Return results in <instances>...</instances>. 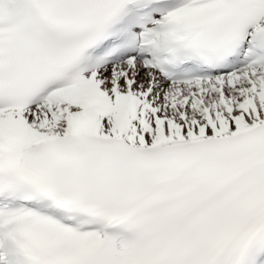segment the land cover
Segmentation results:
<instances>
[{
    "label": "snow or ice",
    "instance_id": "6c2138e0",
    "mask_svg": "<svg viewBox=\"0 0 264 264\" xmlns=\"http://www.w3.org/2000/svg\"><path fill=\"white\" fill-rule=\"evenodd\" d=\"M0 264H264V0H0Z\"/></svg>",
    "mask_w": 264,
    "mask_h": 264
}]
</instances>
